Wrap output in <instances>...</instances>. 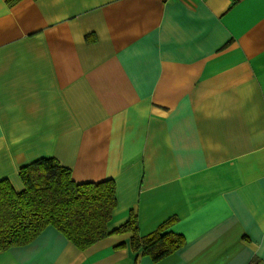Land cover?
<instances>
[{
    "label": "crops",
    "instance_id": "1",
    "mask_svg": "<svg viewBox=\"0 0 264 264\" xmlns=\"http://www.w3.org/2000/svg\"><path fill=\"white\" fill-rule=\"evenodd\" d=\"M43 157L115 181L111 231L177 217L186 243L49 225L0 264H264V0H0V181Z\"/></svg>",
    "mask_w": 264,
    "mask_h": 264
},
{
    "label": "trees",
    "instance_id": "2",
    "mask_svg": "<svg viewBox=\"0 0 264 264\" xmlns=\"http://www.w3.org/2000/svg\"><path fill=\"white\" fill-rule=\"evenodd\" d=\"M19 176L24 184L20 192L8 179L0 181V251L32 242L49 225L81 250L113 234L130 233L131 248L155 262L186 243L182 234L171 230L177 217L142 235L138 219L132 214L126 223L111 231L109 226L117 206L113 179L76 182L71 169L52 157L39 158L22 167ZM125 246V242H120L115 248Z\"/></svg>",
    "mask_w": 264,
    "mask_h": 264
}]
</instances>
